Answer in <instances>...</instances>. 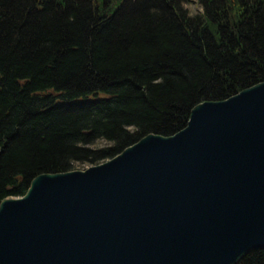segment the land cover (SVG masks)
Returning <instances> with one entry per match:
<instances>
[{
	"label": "trees",
	"instance_id": "1",
	"mask_svg": "<svg viewBox=\"0 0 264 264\" xmlns=\"http://www.w3.org/2000/svg\"><path fill=\"white\" fill-rule=\"evenodd\" d=\"M99 1L0 0V203L264 82V0Z\"/></svg>",
	"mask_w": 264,
	"mask_h": 264
},
{
	"label": "water",
	"instance_id": "2",
	"mask_svg": "<svg viewBox=\"0 0 264 264\" xmlns=\"http://www.w3.org/2000/svg\"><path fill=\"white\" fill-rule=\"evenodd\" d=\"M264 250V82L0 203V264H239Z\"/></svg>",
	"mask_w": 264,
	"mask_h": 264
},
{
	"label": "rangeland",
	"instance_id": "3",
	"mask_svg": "<svg viewBox=\"0 0 264 264\" xmlns=\"http://www.w3.org/2000/svg\"><path fill=\"white\" fill-rule=\"evenodd\" d=\"M95 3H96V5H102V6L104 4L103 1H99V0H95ZM114 7H116V4H114ZM186 8L190 11V13L192 15L199 14V13L203 12L201 5L196 0H190V2L186 5ZM88 167H91V166L84 165L78 170H84Z\"/></svg>",
	"mask_w": 264,
	"mask_h": 264
}]
</instances>
